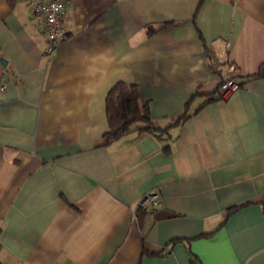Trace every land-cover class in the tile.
Wrapping results in <instances>:
<instances>
[{
	"label": "crops",
	"instance_id": "obj_1",
	"mask_svg": "<svg viewBox=\"0 0 264 264\" xmlns=\"http://www.w3.org/2000/svg\"><path fill=\"white\" fill-rule=\"evenodd\" d=\"M65 2L48 57L31 0H0L4 264H264V0ZM120 80L160 137L106 140Z\"/></svg>",
	"mask_w": 264,
	"mask_h": 264
},
{
	"label": "trees",
	"instance_id": "obj_2",
	"mask_svg": "<svg viewBox=\"0 0 264 264\" xmlns=\"http://www.w3.org/2000/svg\"><path fill=\"white\" fill-rule=\"evenodd\" d=\"M106 110L109 129L105 133V138L108 142L114 141L133 130L147 131L158 137L164 131L154 124L149 102L141 99V92L136 84L123 80L118 81L107 94ZM237 208L239 207H233L229 213L234 212ZM145 212L146 209L139 208L137 216ZM1 249L0 243V252ZM164 249L168 250V247ZM0 264H4L1 257Z\"/></svg>",
	"mask_w": 264,
	"mask_h": 264
},
{
	"label": "built area",
	"instance_id": "obj_3",
	"mask_svg": "<svg viewBox=\"0 0 264 264\" xmlns=\"http://www.w3.org/2000/svg\"><path fill=\"white\" fill-rule=\"evenodd\" d=\"M31 11L34 16L38 17L44 24L45 32L48 38V45L45 50L46 55L50 57L54 49L60 42V37L64 33L65 17L67 13V5L65 0H31ZM228 47V45H227ZM7 87V81L3 74L0 73V93ZM240 84L230 79L219 88L221 97H227L232 92L239 89ZM160 202L159 193L156 190L148 192L140 202L139 208L156 209Z\"/></svg>",
	"mask_w": 264,
	"mask_h": 264
},
{
	"label": "water",
	"instance_id": "obj_4",
	"mask_svg": "<svg viewBox=\"0 0 264 264\" xmlns=\"http://www.w3.org/2000/svg\"><path fill=\"white\" fill-rule=\"evenodd\" d=\"M1 63L5 64L6 63V60L4 58H1L0 59Z\"/></svg>",
	"mask_w": 264,
	"mask_h": 264
}]
</instances>
